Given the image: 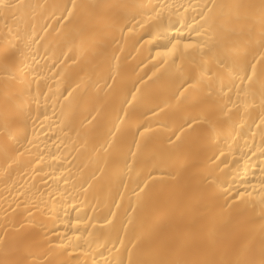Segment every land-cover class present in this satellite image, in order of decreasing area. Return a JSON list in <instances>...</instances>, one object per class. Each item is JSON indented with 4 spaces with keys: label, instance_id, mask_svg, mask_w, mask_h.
Masks as SVG:
<instances>
[{
    "label": "bare ground",
    "instance_id": "obj_1",
    "mask_svg": "<svg viewBox=\"0 0 264 264\" xmlns=\"http://www.w3.org/2000/svg\"><path fill=\"white\" fill-rule=\"evenodd\" d=\"M0 264H264V0H0Z\"/></svg>",
    "mask_w": 264,
    "mask_h": 264
}]
</instances>
